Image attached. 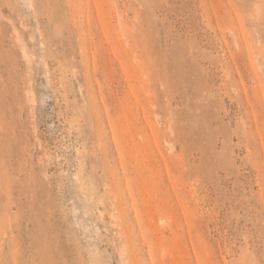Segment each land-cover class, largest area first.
Wrapping results in <instances>:
<instances>
[{
    "label": "rangeland",
    "instance_id": "rangeland-1",
    "mask_svg": "<svg viewBox=\"0 0 264 264\" xmlns=\"http://www.w3.org/2000/svg\"><path fill=\"white\" fill-rule=\"evenodd\" d=\"M0 264H264V0H0Z\"/></svg>",
    "mask_w": 264,
    "mask_h": 264
}]
</instances>
